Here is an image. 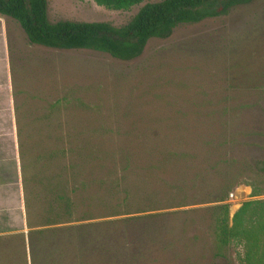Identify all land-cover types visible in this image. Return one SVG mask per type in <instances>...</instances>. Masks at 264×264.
I'll use <instances>...</instances> for the list:
<instances>
[{"label": "rangeland", "instance_id": "374dc122", "mask_svg": "<svg viewBox=\"0 0 264 264\" xmlns=\"http://www.w3.org/2000/svg\"><path fill=\"white\" fill-rule=\"evenodd\" d=\"M151 1L48 0V17L121 25ZM12 21L33 103L25 174L49 224L33 264H244L216 221L264 199V0L180 23L128 60L32 44Z\"/></svg>", "mask_w": 264, "mask_h": 264}, {"label": "trees", "instance_id": "16d2710c", "mask_svg": "<svg viewBox=\"0 0 264 264\" xmlns=\"http://www.w3.org/2000/svg\"><path fill=\"white\" fill-rule=\"evenodd\" d=\"M108 9H129L142 0H94ZM252 0H158L146 2L124 24L107 21L56 20L48 17V0H0V14L14 19L30 43L60 49H92L128 60L140 55L151 37H166L180 23L225 14ZM220 246L243 245L244 264H264V199L242 202L231 219L221 205L216 221Z\"/></svg>", "mask_w": 264, "mask_h": 264}, {"label": "crops", "instance_id": "0c3cea01", "mask_svg": "<svg viewBox=\"0 0 264 264\" xmlns=\"http://www.w3.org/2000/svg\"><path fill=\"white\" fill-rule=\"evenodd\" d=\"M12 20L0 14V264H33L31 238L49 224L39 218L43 212L36 209L25 174L20 134L33 103L22 90L28 64L18 49L12 57L9 28L17 26Z\"/></svg>", "mask_w": 264, "mask_h": 264}, {"label": "water", "instance_id": "95a60500", "mask_svg": "<svg viewBox=\"0 0 264 264\" xmlns=\"http://www.w3.org/2000/svg\"><path fill=\"white\" fill-rule=\"evenodd\" d=\"M234 213V212H233ZM233 215V214H232Z\"/></svg>", "mask_w": 264, "mask_h": 264}]
</instances>
